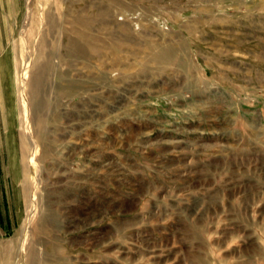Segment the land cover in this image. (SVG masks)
I'll use <instances>...</instances> for the list:
<instances>
[{"label": "rangeland", "instance_id": "1", "mask_svg": "<svg viewBox=\"0 0 264 264\" xmlns=\"http://www.w3.org/2000/svg\"><path fill=\"white\" fill-rule=\"evenodd\" d=\"M13 52L0 264H264V0H26Z\"/></svg>", "mask_w": 264, "mask_h": 264}, {"label": "crops", "instance_id": "2", "mask_svg": "<svg viewBox=\"0 0 264 264\" xmlns=\"http://www.w3.org/2000/svg\"><path fill=\"white\" fill-rule=\"evenodd\" d=\"M25 13H26V0H0V82H2L3 73L6 76V79L11 80L12 78L13 68H14L13 43L20 33L22 23L24 21ZM8 59H9V66L7 67L6 70L5 69L3 70L1 66V60H8ZM176 129L167 131L169 135L165 134V136L168 138H177L176 140H183L186 143L190 144L191 139L187 134H183L177 137L178 131L183 133H185V131L184 130L180 131L181 128H176ZM0 141H1V137H0ZM164 142H168V140ZM15 147H13V150L10 149L12 164L14 157V155H12V152L16 154V157L18 156ZM19 173H20V169H19ZM12 177L14 183L17 184L20 178L16 180L15 179L16 177L13 175V173H12Z\"/></svg>", "mask_w": 264, "mask_h": 264}, {"label": "bare ground", "instance_id": "3", "mask_svg": "<svg viewBox=\"0 0 264 264\" xmlns=\"http://www.w3.org/2000/svg\"><path fill=\"white\" fill-rule=\"evenodd\" d=\"M24 77H23V81H22V88H23V90H24V84H25V80H26V74H24L23 75ZM28 76V75H27ZM24 98V97H23ZM24 105H26V103H24ZM27 106V105H26Z\"/></svg>", "mask_w": 264, "mask_h": 264}]
</instances>
